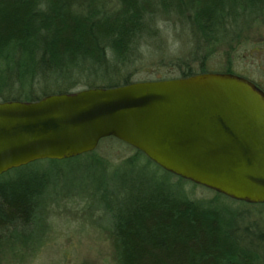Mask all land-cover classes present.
I'll use <instances>...</instances> for the list:
<instances>
[{"label":"trees","instance_id":"trees-1","mask_svg":"<svg viewBox=\"0 0 264 264\" xmlns=\"http://www.w3.org/2000/svg\"><path fill=\"white\" fill-rule=\"evenodd\" d=\"M162 23L177 31L170 44ZM261 26L264 0H0V102L209 72L238 75L264 92L231 67L206 64L219 47L239 46L244 32ZM152 56L168 69L141 70ZM101 143L132 154L118 164L95 150L65 160L109 172L92 184L117 264H264V232L251 231L241 212L221 205L227 196L211 189L208 199L193 197L186 179L178 176L177 188L175 174L138 149L115 137ZM65 160H38L0 175V254L41 244L45 214L58 203L49 193L52 175Z\"/></svg>","mask_w":264,"mask_h":264},{"label":"water","instance_id":"water-1","mask_svg":"<svg viewBox=\"0 0 264 264\" xmlns=\"http://www.w3.org/2000/svg\"><path fill=\"white\" fill-rule=\"evenodd\" d=\"M106 137L231 199L264 203V92L231 73L0 102V175L92 152Z\"/></svg>","mask_w":264,"mask_h":264},{"label":"rangeland","instance_id":"rangeland-1","mask_svg":"<svg viewBox=\"0 0 264 264\" xmlns=\"http://www.w3.org/2000/svg\"><path fill=\"white\" fill-rule=\"evenodd\" d=\"M159 29L166 35L167 44L174 41V33L177 31L173 25L162 23ZM180 35L186 40L187 30H182ZM241 42L239 46L219 47L216 54L207 60V66L221 70L231 67L235 73L246 75L264 87V26L244 32ZM175 48L173 45L168 47L170 55L175 54ZM166 63L159 56H152L142 63L140 69H168L164 66ZM94 150L104 154L112 164H118L121 159L132 154L127 148H111L108 143H101ZM74 163L65 160L55 166L61 170L53 173L54 183L49 193L51 199H56L58 203L50 206L45 214L41 244L33 250L5 251L0 254V264H117L116 246L106 229L108 219L97 207L100 193L92 184V179L100 184V180L105 179L109 172L102 175L100 169H81ZM44 169L51 170L53 166L46 164ZM171 180L179 188L178 176L173 175ZM183 183L193 197L208 199L215 193L187 179ZM72 196L77 198L63 199ZM220 204L241 212L244 225H250L251 231L264 232V203L232 202V199L222 196Z\"/></svg>","mask_w":264,"mask_h":264}]
</instances>
